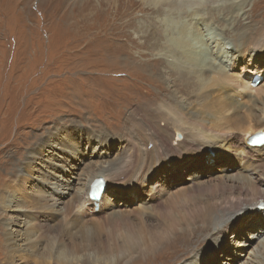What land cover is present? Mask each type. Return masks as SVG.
Listing matches in <instances>:
<instances>
[{
    "label": "bare ground",
    "instance_id": "6f19581e",
    "mask_svg": "<svg viewBox=\"0 0 264 264\" xmlns=\"http://www.w3.org/2000/svg\"><path fill=\"white\" fill-rule=\"evenodd\" d=\"M43 1L49 2L54 8L52 0ZM89 1L59 0V8L53 11L61 14L64 8L85 3L77 12L70 11L62 15L75 16V18L91 16L96 19L98 15H105L112 9L116 15L121 13L127 17L130 14V11L125 12L131 7V5L126 7L128 0H95L96 3ZM139 1L154 12V18H147L148 23H144L143 27L139 24L134 26L141 29V33L144 32V37L145 34L150 36L153 44L158 43L157 46L164 52L163 55L160 53L163 61L158 60L156 63L159 65L167 63L169 64L167 67L172 68V74L166 72L167 69L163 67L162 71L156 72L161 78L145 81L164 84V91L171 94L174 99L171 108L174 116L167 119V124L165 123L163 128H160L153 118L148 120L154 121L155 125L153 124L154 129L151 128L152 132H149L148 138L146 137L142 144L145 147L151 144V149L143 150L144 148L141 149L139 145L132 146L133 153L138 150L143 155V161L140 160L139 165L133 164V160L124 162V157L120 153L111 159L108 153L106 154L107 151L100 146L102 142L105 146L108 141L102 131L95 130L94 134L101 142L96 141L97 144L93 145L88 141L84 150L83 147L79 148L81 140L72 137L70 126L61 125L62 122L59 126L52 124L46 129H41V123L36 118H32L27 131L31 143L20 152L17 151L19 146L17 144L9 148L12 158L18 154L20 156L16 160L17 164L15 161L11 162L12 167H16V170H11L12 178L9 182H4L0 188V211L4 216L0 218L1 264H171L169 259L172 257L174 264H199L200 258H203L208 250H215L214 245L198 246L200 248L197 247L195 252L192 251L194 259L179 262L180 253L188 245L189 238L200 231V229H190L191 222L199 217H205L208 223H212L213 230L208 239L214 243L219 238L227 237L231 226L241 224L243 228L247 220L245 234L248 232L247 236L253 239L254 245L249 248L251 250L245 251L242 260L228 264H264V208L261 210L260 206L264 207V144L260 147L247 144L248 137L252 134L264 133V96L259 95L262 90V80L256 85L252 84V78L256 76L257 79L260 73L264 72V62L245 61L247 56L254 57L255 52H264V30L260 31L262 35L258 41H253L249 35L253 29L237 31L231 36L232 40H228L222 34L229 30L238 17L245 18L247 13L245 4L252 0H206L207 5L211 6L206 15H201V9L195 8L198 0H193V11L189 13L190 18L187 20L186 28L194 31L201 39L196 50L184 55L177 54L172 48L161 43L163 25L160 17L163 15V10L158 6V0ZM24 3L26 4V0ZM224 3H226L225 10L230 13L223 19L225 23L221 21L223 29L214 26L215 30H213L208 21ZM218 15L220 17V14ZM112 17L114 15H111L110 19ZM255 20L253 13L249 21ZM74 23L77 24V21L74 20ZM204 23H208L209 26ZM263 23L261 21L259 25L262 27ZM108 25L107 34L116 30L124 32L123 24L110 22ZM83 36H86V32L78 38ZM255 43L258 47H251ZM119 47L117 45V48ZM246 50L250 51L246 52ZM204 54L206 56L202 58L201 55ZM143 66L147 69L148 65ZM235 69H240V73H236ZM173 72H178V78L174 77ZM133 92L134 90L130 89L132 95ZM188 95L192 99H189ZM135 97L133 98L135 105L146 104L140 99L146 97V91H143L142 95L136 93ZM147 103L149 104L148 101ZM8 107H11V104L4 109L10 110ZM31 115H39V112H31ZM157 117L161 118V115ZM184 117L192 120V125L195 127H191L194 132L190 138L187 136L189 131L184 127L186 123L180 122ZM34 121L38 122L34 123ZM16 125L17 123L9 139L20 138L26 133ZM33 131H40L41 135L31 133ZM172 131L177 139L175 138V142L171 144L169 138ZM219 138L222 144L218 143V149L230 154L238 167H233L232 172L222 173L204 183L199 182L197 174H193L189 178L192 180L189 183L190 187L185 189L184 186L181 192L182 196L188 194L195 197L191 199L195 201L192 202V208L187 207V204L182 206V203H178V197L172 199L175 195H169L170 191L166 187L161 186L159 190L155 185L151 186L154 197L149 196V200H143L145 206L142 208L123 211L125 208H120L118 205L111 207L115 197H110L108 190L112 189L115 193L122 191L126 195L137 191L138 189L129 188L132 185L138 187L148 183L146 174L152 159H157L161 154L169 151L173 154L178 151L188 154L196 151L203 155L202 148L213 149L215 146L209 144L210 141ZM5 147L4 145L3 149ZM68 152L73 153L68 154ZM64 153L68 156L65 157ZM85 153L88 155L86 159H84ZM72 160H75V164ZM82 161L86 165L76 176L70 177L66 174L64 166L72 167ZM128 173L139 174L134 184L120 182L121 176H126ZM99 177L105 180L106 186L98 201L93 202L88 198L89 186ZM200 195H203V198L197 199ZM161 197L162 199L166 197L164 205L167 207L160 204L156 207L148 206ZM186 198L188 199V196ZM62 204L63 206L58 207ZM105 207L107 216L103 217L101 213L104 209L101 208ZM12 210L15 211L16 217H6L5 211L12 212ZM156 217L159 219L157 222L156 220L147 222ZM10 224L12 226L15 224L18 228L12 230L7 227ZM185 227L187 235L181 233ZM201 230H204L203 226ZM178 231L180 233L176 234ZM238 232L239 229L230 236L240 238ZM248 238H240V246L244 245V241ZM164 241H166L165 245H163ZM142 259L145 260L142 262L140 261Z\"/></svg>",
    "mask_w": 264,
    "mask_h": 264
},
{
    "label": "rangeland",
    "instance_id": "374dc122",
    "mask_svg": "<svg viewBox=\"0 0 264 264\" xmlns=\"http://www.w3.org/2000/svg\"><path fill=\"white\" fill-rule=\"evenodd\" d=\"M52 1L55 5L54 8H52V4L43 0H26V4L24 0H20V2L19 0H6L4 2L0 0V188L4 182H9L12 178L11 170H16V167L13 168L11 162L15 161V164H17L16 160L20 156L18 154L15 158H12L9 148L17 144L19 145L17 151L20 152L31 143V140L27 137V131H29L28 127L32 118H36L41 123V129H46L47 126L52 124L59 126L62 122L61 125L70 126L72 137L81 140L79 148L83 147L84 150L88 141L93 145L101 142L99 137L94 134L95 130L102 131L108 141L105 146L103 142L100 146L103 147L104 151H107L106 154L108 153L111 159L117 153H120L124 157V162L133 160V164L139 165L141 164L140 160L143 161V155L138 150L134 154L132 146L139 145L141 149L144 148L143 150L151 149V144H148L147 147L142 144V141L148 138L149 132H152L151 128L154 129V121L149 122L148 120L153 118L159 127L163 128L165 123L167 124V119L174 116V111L171 109L174 99L171 94L169 95L168 92L164 91V84L145 81L152 78H161L156 72L163 67L167 69L166 72L172 74V68L167 67L169 65L167 63L161 65L156 63L158 60L163 61L160 53L163 55L164 52L159 49L158 43L153 44L150 36L145 34L144 37V32L141 33V29L134 26L139 24L143 27L144 23H148L147 18H154V12L146 8L139 0H128L126 7L130 5L131 7L130 10L125 11L126 13L130 11L127 17L121 13L116 15L113 9V11H107L105 15H98L96 19L91 16L75 18V16L65 15V17L62 15L63 13L77 12L85 3L64 8L59 14L53 11L59 8V0ZM89 2L96 3L95 0ZM208 6L201 11H209L211 6L209 4ZM225 6L226 3L219 7L220 10L215 11L214 17L208 21L213 30L215 28L223 29V19L230 13L225 10ZM245 11L247 12L245 18L238 17L229 30L222 33L228 40H232L231 36L237 31L249 29H253L249 34L253 41L260 39L262 35L260 31L264 30V23L261 24L262 27L259 25V22H264V0L249 1L248 4H245ZM253 13L256 20L251 22L249 20ZM218 14H220V17ZM223 14L224 16H222ZM111 15H114L113 19H110ZM205 19L208 18L205 17ZM74 20L77 21V24L74 23ZM110 22L123 24L125 27L124 32L116 30L107 34V26L109 27ZM208 23L204 24L209 26ZM85 32L86 36L78 38ZM1 36L3 39H1ZM117 45L120 47L117 48ZM251 47L258 46L255 43ZM248 51L250 50H246V52ZM205 56V54L201 55L202 58ZM253 60H256V63L264 62V52H255L254 57L247 56L245 58L248 63ZM144 64L148 65L147 69L143 66ZM239 71L240 69H235L236 73H240ZM173 74L175 78H178V72H173ZM259 76L258 83L262 80V90L259 95L264 96V72H261ZM130 89L134 90L133 95L130 93ZM143 91H146V97L140 99L144 100L146 104L137 106L133 98H136V93L142 95ZM188 97L192 99L190 95ZM8 104H11V107H8L10 110L4 109ZM25 108L27 109L25 110ZM31 112H39V115H31ZM158 115H161V118H158ZM185 118L187 117L181 118L180 122L188 125L184 124V127L189 131L187 136L190 138L194 132L192 128L195 127L192 125V120L188 118L185 120ZM38 121H34V123ZM16 123V126L24 129L26 133L20 138L9 139L11 133L13 134ZM31 133L41 135L40 131ZM173 134L175 133L172 131L169 138L171 144L175 142V138L177 139ZM221 142V138L210 141L209 144L215 147L213 149L202 148L201 153L203 155L198 154L196 151L189 152V154L184 151L173 154L169 151L166 153L167 155L161 154L162 156L160 155L159 158L152 159L149 163L150 169L146 174L148 183L144 186L138 184V187L132 185L129 188L138 189L137 191L126 195L122 191L115 193L112 189L108 190L109 196L115 197L112 200L113 205L111 207L118 205L120 208H125L123 211L142 208L145 206L143 200H149V196L154 197V194L151 193L153 188L151 186L155 185L159 190L161 186L166 187L170 191L168 192L169 195H175L172 199L178 197V203H182V206L187 204V207L192 208V202L195 201L191 199L195 197L188 194L182 196L181 192L184 186L185 189L190 187L189 183L192 180H189V178L193 174H197L199 182L204 183L222 173L232 172L233 167H238L230 154L218 149L219 144H222ZM4 145L6 146L5 149H3ZM73 152H68V154ZM68 154L64 153V156L67 157ZM87 157L88 155L85 153L84 159ZM72 163L75 164V160H72ZM121 164L123 165V163ZM85 165L86 163L82 161L76 163L75 166H64L63 168L67 175L74 177ZM138 176L139 174L136 173H128L123 176L125 179L121 176L122 180L120 182L133 183ZM125 189L123 188V190ZM187 196L189 200L186 198ZM201 198H203V195H200L197 199ZM165 203L166 197L164 199L161 197L153 203L154 205L148 204V206L156 207L160 204L165 207ZM61 206L63 204L58 207ZM101 209H104L101 216L106 217L107 208ZM2 213L0 211V218L3 216ZM4 214H6V217L16 215L14 210L12 212L5 211ZM155 220L157 222L159 219L156 217L154 220H148L147 222H155ZM206 220L205 217H199L191 222L190 229H200V231L189 238L188 245L180 253L179 262L194 259L195 256H192V251L195 252L200 248L198 246L205 247L211 244V246L214 245L215 250H208L206 255L200 258L199 264H228L233 261L237 263L244 258L245 251L251 250L249 248L254 245L253 239H249L247 236L248 232L245 234L247 220L243 228L241 224L231 226L227 237L219 238L215 243L210 242L208 239L213 228L212 223H208ZM202 226L204 230H201ZM7 227L12 230L18 228L15 224L13 226L10 224ZM0 229V233H2L1 224ZM185 229L186 227L181 233L187 235ZM237 229H239L240 238H248L247 241L243 240L244 245L242 246H240L241 239L239 237L230 236ZM20 232L22 233V230ZM179 233L180 231L176 234ZM165 243L166 241L163 242V245ZM145 259L140 261L143 262ZM169 261L174 264V257L170 258ZM0 262H2V259Z\"/></svg>",
    "mask_w": 264,
    "mask_h": 264
},
{
    "label": "clouds",
    "instance_id": "9594fccd",
    "mask_svg": "<svg viewBox=\"0 0 264 264\" xmlns=\"http://www.w3.org/2000/svg\"><path fill=\"white\" fill-rule=\"evenodd\" d=\"M163 10L160 22L163 25L161 43L172 48L177 54L184 55L197 49L200 36L186 28L189 13L193 11V0H158ZM209 7L206 0H198L196 9ZM202 14H207L203 11Z\"/></svg>",
    "mask_w": 264,
    "mask_h": 264
},
{
    "label": "water",
    "instance_id": "95a60500",
    "mask_svg": "<svg viewBox=\"0 0 264 264\" xmlns=\"http://www.w3.org/2000/svg\"><path fill=\"white\" fill-rule=\"evenodd\" d=\"M180 137V134H178V138Z\"/></svg>",
    "mask_w": 264,
    "mask_h": 264
}]
</instances>
